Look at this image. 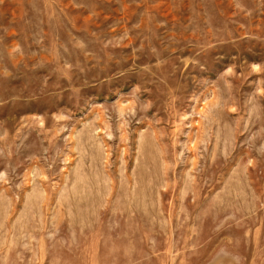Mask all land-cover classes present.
Masks as SVG:
<instances>
[{"label": "rangeland", "instance_id": "obj_1", "mask_svg": "<svg viewBox=\"0 0 264 264\" xmlns=\"http://www.w3.org/2000/svg\"><path fill=\"white\" fill-rule=\"evenodd\" d=\"M0 264H264V0H0Z\"/></svg>", "mask_w": 264, "mask_h": 264}]
</instances>
